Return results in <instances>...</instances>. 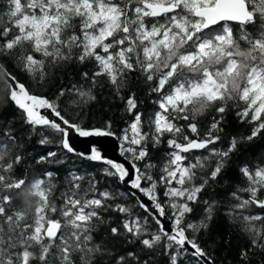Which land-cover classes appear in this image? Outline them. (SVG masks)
Instances as JSON below:
<instances>
[{
    "label": "snow or ice",
    "instance_id": "1",
    "mask_svg": "<svg viewBox=\"0 0 264 264\" xmlns=\"http://www.w3.org/2000/svg\"><path fill=\"white\" fill-rule=\"evenodd\" d=\"M0 5V82L27 126V136H18L14 121L0 114V264H97L109 254L94 242L102 224L113 239L142 246L116 256L114 264H150L140 253L161 246L166 264H215L200 234L211 231L220 201L202 194L226 174L233 155H245L264 137V0ZM89 63L91 71L80 72L79 79L54 83L61 68ZM100 78L131 117L118 136L131 171L95 144L83 152L74 147L73 133L117 136L111 119L92 123ZM133 84L155 96L147 115ZM50 88L55 90L49 94ZM231 111L251 126L250 134L225 133ZM33 136L45 151L31 156L41 170L29 183L17 168L27 163ZM164 143L168 150L154 159L153 150ZM73 156L80 164L106 165L102 175L128 191L101 190L95 174L76 162L65 169L59 190L58 170L43 166H63ZM238 171L246 184L229 192L233 202L223 215L246 238L239 259L250 264L254 250L264 253V156L246 160ZM108 212L119 219L106 220Z\"/></svg>",
    "mask_w": 264,
    "mask_h": 264
},
{
    "label": "trees",
    "instance_id": "2",
    "mask_svg": "<svg viewBox=\"0 0 264 264\" xmlns=\"http://www.w3.org/2000/svg\"><path fill=\"white\" fill-rule=\"evenodd\" d=\"M0 11H2V5H0ZM0 26H3V21H0ZM9 68L11 69V64L9 63ZM92 65H68L61 68L55 73L54 83L58 86L62 81L64 84H68L70 81L79 79V73L82 71H91ZM26 79V77H24ZM98 85H103V87L97 88V102L91 105V118L92 123L95 124L100 120L111 119L113 121L114 130L117 133V137L120 134V130L125 127L126 122H128L131 117L123 110V102L119 99H115L108 87L105 85L104 78H100ZM138 92L140 101L141 111L145 112L147 115L156 105L152 102L155 100V96L149 95L148 90L143 85L138 88L135 84L132 85ZM55 88L45 89L49 94L54 91ZM127 96V91L124 92ZM0 114L4 117L9 118V120L14 121L11 126L17 132L18 136H27V126L24 124L20 111L12 104L11 101H6L5 92L3 90V84L0 82ZM212 113H208L205 117H202L204 123L210 122ZM251 126L247 123H241L236 117L235 112L231 111L228 113L225 122V133L230 135H248L250 134ZM38 136H33L26 144L27 151L30 156L26 164H21L17 168L18 176H26L29 183L35 179L41 170V166L35 165L31 159V156H35L36 153H43L45 149L36 143ZM224 143H227V137H225ZM222 145H218L220 147ZM246 148L249 146L246 145ZM251 151H247L245 155L235 154L232 156L231 162L227 169L225 175L220 177L218 181L211 184L210 187L202 195L204 199L215 198L220 201V215L217 216L216 222L213 224L210 232H204L200 234V239L202 246L206 248L209 255L214 259L215 264H242L239 259V252L242 247L247 243L246 238L238 231L237 228L233 227L228 219L223 215L224 210L227 209L228 205L232 203V199L229 192L238 186H244L246 181L239 174V166L246 160L259 161L260 157L264 156V137L257 138L251 144ZM167 144L164 143L159 148L153 150V158L163 155L167 151ZM254 152V155H253ZM199 154V153H197ZM73 162H76V166L80 167L83 171L89 174H95L97 180H99L98 187L101 190L118 188L119 191L124 192L128 189L120 184L118 180L113 178L104 177L101 170L106 167V165L99 162L84 161L80 164L77 157L73 156L72 160L67 164L61 165H44V168H52L58 170L59 179L57 180L58 189H63L65 169L72 167ZM27 169V171H25ZM59 190L57 195H59ZM22 204V200L19 202ZM128 203L131 206H135V200L129 199ZM138 214H143L142 210L135 208ZM254 211H258L255 210ZM105 219L110 218L119 219L116 213L108 212L104 213ZM199 215V209L197 211ZM149 226L151 230H155L156 225L153 221L149 220ZM94 242L102 244L106 249L109 250L108 255H104L102 261L98 259L97 264H114V259L116 256L124 254L131 250H136L139 252L141 245L137 241L135 244L127 243L122 237L113 239L108 233V224L99 225L97 231L94 233ZM255 254L251 255L250 264H264V253L260 251H255ZM141 259L148 258L150 264H166V256L163 254L162 246L157 248L154 252H149L144 250L140 253ZM129 264H132L129 261ZM195 264V261L192 262Z\"/></svg>",
    "mask_w": 264,
    "mask_h": 264
},
{
    "label": "water",
    "instance_id": "3",
    "mask_svg": "<svg viewBox=\"0 0 264 264\" xmlns=\"http://www.w3.org/2000/svg\"><path fill=\"white\" fill-rule=\"evenodd\" d=\"M73 144L77 151L83 152L89 150L93 144L101 151L102 155L107 159L114 160L116 162L124 163L126 167L131 171L130 164L125 159V156L121 154V141L117 136L113 137H90L82 138L76 134H72ZM147 203V198L143 197ZM167 224V222H165Z\"/></svg>",
    "mask_w": 264,
    "mask_h": 264
}]
</instances>
